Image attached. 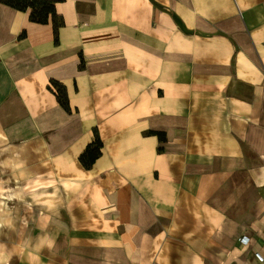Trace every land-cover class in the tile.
Segmentation results:
<instances>
[{
  "label": "crops",
  "instance_id": "obj_1",
  "mask_svg": "<svg viewBox=\"0 0 264 264\" xmlns=\"http://www.w3.org/2000/svg\"><path fill=\"white\" fill-rule=\"evenodd\" d=\"M55 7L0 1V264H264V0Z\"/></svg>",
  "mask_w": 264,
  "mask_h": 264
},
{
  "label": "trees",
  "instance_id": "obj_2",
  "mask_svg": "<svg viewBox=\"0 0 264 264\" xmlns=\"http://www.w3.org/2000/svg\"><path fill=\"white\" fill-rule=\"evenodd\" d=\"M10 6H13L19 10L26 11L30 8V18L33 21L40 23L48 22V18L51 15L53 23L55 26V31L59 24L61 23L58 15L56 14L55 3L56 0H0ZM52 84L57 88V98L60 104L67 110L72 111V108L68 102V96L66 92V87L57 81H52ZM152 134L158 135L160 140H166L165 134H160L159 132H151ZM103 143L95 131V137L92 142H90L84 152L79 156V161L85 168H91L94 162L102 154Z\"/></svg>",
  "mask_w": 264,
  "mask_h": 264
},
{
  "label": "built area",
  "instance_id": "obj_3",
  "mask_svg": "<svg viewBox=\"0 0 264 264\" xmlns=\"http://www.w3.org/2000/svg\"><path fill=\"white\" fill-rule=\"evenodd\" d=\"M244 239V238H243ZM242 241H244V240H242ZM247 242H245V244H246ZM257 257L259 258V259H263L261 256H259L258 254H257Z\"/></svg>",
  "mask_w": 264,
  "mask_h": 264
}]
</instances>
